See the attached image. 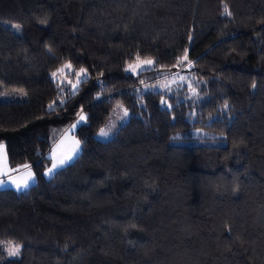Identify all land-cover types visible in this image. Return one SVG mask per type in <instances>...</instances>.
<instances>
[{"label":"trees","instance_id":"1","mask_svg":"<svg viewBox=\"0 0 264 264\" xmlns=\"http://www.w3.org/2000/svg\"><path fill=\"white\" fill-rule=\"evenodd\" d=\"M185 53L197 98L164 108L144 87ZM1 92L25 94L0 102V143L35 182L0 190V264H264V0H0ZM79 114L78 155L46 179Z\"/></svg>","mask_w":264,"mask_h":264},{"label":"rangeland","instance_id":"2","mask_svg":"<svg viewBox=\"0 0 264 264\" xmlns=\"http://www.w3.org/2000/svg\"><path fill=\"white\" fill-rule=\"evenodd\" d=\"M14 30L15 27H13ZM69 66H63L55 76L56 80L61 79V82H67L68 78L66 77L67 72L69 71ZM152 69V64L148 65L146 61H136L130 65L125 67L127 73L132 75H137L139 72ZM190 68L186 60H182V65L175 72L164 74L158 73L157 80H155L152 84L144 87V90H150L152 92L162 93L163 96L161 98V106L164 108L170 107V102L168 101L169 97H176L177 101H186L190 99L197 98V85L198 81L195 77L190 73ZM162 77V78H161ZM183 77V80L180 78ZM68 83V82H67ZM25 99V94L22 92H1L0 93V102H17ZM125 108L122 106H116L110 112L109 117L106 122L100 129H105L108 131V136L102 137L99 135L100 129L95 134V139L99 141H107L111 139L116 130L123 125L128 120V112L127 115H124ZM127 111V110H126ZM194 136L196 137H207V134L200 130L193 131ZM9 243L4 244L3 249L6 257H9L6 252V248ZM10 258V257H9ZM14 258V257H11Z\"/></svg>","mask_w":264,"mask_h":264},{"label":"crops","instance_id":"3","mask_svg":"<svg viewBox=\"0 0 264 264\" xmlns=\"http://www.w3.org/2000/svg\"><path fill=\"white\" fill-rule=\"evenodd\" d=\"M81 115L83 114H79L78 117L68 127H66V129L62 132V134L58 137V139L53 143L48 153V158L50 159V166L48 168H51L54 162H56L59 165V161L61 159H65V163L63 165L58 166L54 170V172L70 164L79 153V145L77 147V143H76L77 140L74 137V131L84 121L80 119ZM74 125L75 127H73ZM74 149L75 151H73ZM69 156L71 157V159H67V157ZM29 170L33 174L29 166L27 168L21 167L18 169H10L7 163V159L6 160L0 159V180H3L6 182L5 186L0 188V190L10 189L16 192H20L32 186L35 182L34 174H33L34 179L30 183L29 187L25 189H21L20 191L16 189L15 184L11 183L12 180H15L17 183H23L24 179L27 178V174ZM51 176L44 175L46 179H49Z\"/></svg>","mask_w":264,"mask_h":264},{"label":"snow or ice","instance_id":"4","mask_svg":"<svg viewBox=\"0 0 264 264\" xmlns=\"http://www.w3.org/2000/svg\"><path fill=\"white\" fill-rule=\"evenodd\" d=\"M225 12L226 14L230 15L231 13L228 11L227 7H225ZM18 27V26H17ZM187 59V53H185L184 57L182 58V60H186ZM181 61H177V64H179ZM146 63L148 65H151L153 63V61L148 60L146 61ZM58 71H62V70H58ZM53 77H55L57 75V73H53L52 74ZM81 75H86V72L84 69H80V71L77 73V77L79 78ZM181 80H183V77L180 78ZM76 86L73 85V88H75ZM225 109H227V104H225ZM124 115H127V111L125 110ZM81 120H84L85 117L83 115L80 116ZM75 127V125L73 126ZM108 131H106L105 129H100L99 135L102 137H106L108 136ZM77 143V147L79 145V141L76 142ZM75 151V149L73 150ZM6 156H7V152H6V146L3 143H0V159L6 160ZM67 159H71V157H67ZM65 163V159H61L59 161V165L54 162L52 164L51 168H48L46 170V172L44 173L45 176H51L54 172V170L60 166L63 165ZM24 167H28L27 165H25ZM34 177L33 174L31 173V171L29 170L28 174H27V178L24 179L23 183H17L15 180H12L11 183L15 184V187L18 191H20L21 189H25L27 187H29L30 183L33 181ZM6 184L5 181L0 180V188L4 187ZM7 252V255L11 258V257H18L20 255L21 252V245L20 244H14L12 242H9L8 247L5 249Z\"/></svg>","mask_w":264,"mask_h":264}]
</instances>
